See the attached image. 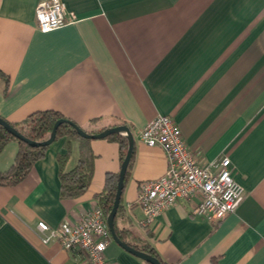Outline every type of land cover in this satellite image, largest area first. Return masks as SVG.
Masks as SVG:
<instances>
[{
  "label": "crops",
  "instance_id": "0c3cea01",
  "mask_svg": "<svg viewBox=\"0 0 264 264\" xmlns=\"http://www.w3.org/2000/svg\"><path fill=\"white\" fill-rule=\"evenodd\" d=\"M41 1L0 0V115L18 124L55 110L90 130L127 125L134 152L115 223L128 240L168 264H264V0H63L78 20L49 31L37 23ZM158 114L173 116L201 165L230 157L244 187L234 212L212 222L180 200L144 222L139 186L168 167L164 149L140 137ZM81 143L58 137L20 182L0 185V264H78L42 241L38 223L79 222L122 164L117 141L90 139L92 182L63 198L58 155L69 147L72 168ZM18 149L6 143L0 171ZM106 255L149 264L114 240Z\"/></svg>",
  "mask_w": 264,
  "mask_h": 264
},
{
  "label": "built area",
  "instance_id": "2783aa9c",
  "mask_svg": "<svg viewBox=\"0 0 264 264\" xmlns=\"http://www.w3.org/2000/svg\"><path fill=\"white\" fill-rule=\"evenodd\" d=\"M36 19L42 31H49L76 22L78 16L63 0H42ZM140 137L150 147L161 146L168 161L162 176L139 186L137 203L144 211L146 224L180 200L193 202L194 214L218 222L234 212L243 200L244 187L232 174L230 157L222 156L207 165L198 163L173 116L158 114L141 130ZM38 230L44 243L57 241L73 254L78 264H114L106 255L113 242L107 216L96 202L77 223L63 221L51 227L39 221Z\"/></svg>",
  "mask_w": 264,
  "mask_h": 264
},
{
  "label": "trees",
  "instance_id": "16d2710c",
  "mask_svg": "<svg viewBox=\"0 0 264 264\" xmlns=\"http://www.w3.org/2000/svg\"><path fill=\"white\" fill-rule=\"evenodd\" d=\"M60 118L67 117L55 110H43L31 114L22 123H10L26 137L36 141H42L49 138L55 122ZM109 127L112 126H104L99 130H90L89 128L85 127H82V129L87 133L94 134L99 133ZM58 137H66L68 142H71L75 138L82 141L80 145L78 161L72 168L66 169L65 167V161L70 151L69 147L67 153L58 155V161L60 165L59 173L61 180V196L63 198H76L85 193L92 182L96 154L89 143L90 138H85L79 135L73 126L68 123H63L58 127L57 136L55 139ZM107 137L118 142L120 147L121 161H123L128 150V137L121 133H113ZM10 140L18 141L19 149L11 167L6 171H0V185H12L20 182L24 177H26L36 161L43 158L46 149L49 146H32L29 143L12 135L0 124V151ZM129 172L130 164L126 172L125 180L129 175ZM118 179L119 173L108 174L103 191L95 195L96 202L102 207L106 216H108L114 204ZM120 210L121 207L119 206L116 217L119 215ZM115 226L116 231L122 240L127 241L129 244L138 249L151 253L152 255L158 257L164 264H168L161 258V256L158 254L155 248L151 246V244L146 243L139 245L131 240H128L129 231L120 228L118 225H116V223Z\"/></svg>",
  "mask_w": 264,
  "mask_h": 264
},
{
  "label": "water",
  "instance_id": "95a60500",
  "mask_svg": "<svg viewBox=\"0 0 264 264\" xmlns=\"http://www.w3.org/2000/svg\"><path fill=\"white\" fill-rule=\"evenodd\" d=\"M63 123H68L71 126H73V128L76 130V132L85 138L99 139V138H104V137H106L110 134H113V133H121V134L126 135L128 137V140H129L128 150H127L125 158L123 159L122 164H121L115 200H114L113 207L107 216V223H108V226H109L113 240L117 244H119L121 247H123L127 251L133 253L134 255L138 256L139 258L147 261L150 264H164L158 257L152 255L149 252L138 249V248L132 246L131 244H129L127 241L122 240L116 231L115 219H116V215H117L118 208L120 206V202H121V198H122V192L124 189L126 172H127L128 166L130 164V161H131V158H132V155L134 152V136H133L130 128L127 125L120 124V125L109 127L107 129L99 132V133L90 134V133H87L85 130H83L82 127L80 125H78L75 121H73L69 118H60L55 122L53 129L51 131V134H50L48 139H45L42 141H36V140L30 139V138L26 137L25 135H23L8 120H6L2 116H0V124L8 132H10L15 137H17V138L29 143L30 145L35 146V147L50 145L55 140V138L57 136L58 127Z\"/></svg>",
  "mask_w": 264,
  "mask_h": 264
}]
</instances>
